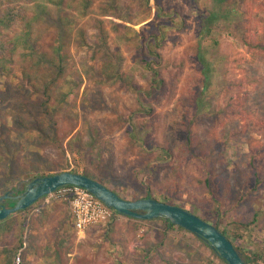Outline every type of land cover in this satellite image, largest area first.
<instances>
[{"label":"rangeland","instance_id":"rangeland-1","mask_svg":"<svg viewBox=\"0 0 264 264\" xmlns=\"http://www.w3.org/2000/svg\"><path fill=\"white\" fill-rule=\"evenodd\" d=\"M70 166L175 194L264 264V0H0V194ZM178 227L116 212L79 233L48 194L0 219V264H227Z\"/></svg>","mask_w":264,"mask_h":264},{"label":"water","instance_id":"water-1","mask_svg":"<svg viewBox=\"0 0 264 264\" xmlns=\"http://www.w3.org/2000/svg\"><path fill=\"white\" fill-rule=\"evenodd\" d=\"M25 182V189L16 196L13 206L0 207V219L5 218L10 213L29 207L36 200L52 193L59 187L75 185L86 189L107 207L122 215L144 220L157 218L169 220L170 223L203 240L227 264H247L230 239L215 225L179 205L160 201L153 197L125 199L98 180L72 171L35 176L25 179ZM6 197H8V192L0 195V201Z\"/></svg>","mask_w":264,"mask_h":264},{"label":"built area","instance_id":"built-area-1","mask_svg":"<svg viewBox=\"0 0 264 264\" xmlns=\"http://www.w3.org/2000/svg\"><path fill=\"white\" fill-rule=\"evenodd\" d=\"M50 195L66 201L72 224L79 233H83L93 225L110 222L116 214L114 209L107 207L92 193L79 186L65 185ZM20 262L21 254L17 253L13 264H20Z\"/></svg>","mask_w":264,"mask_h":264},{"label":"trees","instance_id":"trees-1","mask_svg":"<svg viewBox=\"0 0 264 264\" xmlns=\"http://www.w3.org/2000/svg\"><path fill=\"white\" fill-rule=\"evenodd\" d=\"M154 36V35H152ZM156 39V36L154 37ZM158 55V59L160 58V55ZM141 61L142 63L144 64L145 67L149 68L151 71H152V80H151V85H150V88H149V93L154 91V90H157L158 88L161 87L162 83H163V77L162 75L160 74L159 72V69L158 68H155L154 65H155V62L153 61L152 58L150 57H147L146 55H142L141 56ZM158 61V60H157ZM208 76L205 72H203V80L204 82L207 80ZM61 171H72V172H77L79 173L77 170H75L74 167L70 166L69 168H65V169H60V170H56V171H43L41 173H36L34 171V169H29L27 171H25V175L26 177H35V176H44V175H50V174H53V173H57V172H61ZM82 174H84L82 172ZM99 182H101L100 178H98ZM208 180H206V184H207ZM120 195V194H119ZM121 196V195H120ZM122 197V196H121ZM144 197H153L157 200H160V201H164V202H168V203H171V204H176V205H179L181 206V201L177 198V196H175V194H162V195H159V196H152L151 193H148L146 194ZM124 198V197H123ZM132 199H137V198H132ZM131 200V199H130ZM192 212V211H191ZM118 213V212H117ZM151 220V219H150ZM150 220H147V221H150ZM162 220L167 223V226H170V227H173L174 224L170 223L169 220L165 219V218H162ZM206 220V219H204ZM146 221V220H145ZM208 221V220H206ZM209 222V221H208ZM215 226H217L216 224H214ZM180 229H183L181 227H178ZM222 233H224L226 235V233L221 230ZM232 233H234L232 231ZM227 237L230 239V241L233 243V245L235 246V248L237 250H239V248L237 247V245L233 242L232 238H230L229 235H227ZM239 238V236L237 237V239ZM212 252L218 256V254H216V252L214 250H212ZM242 257L244 258V254L242 252H240ZM221 258V257H220ZM222 259V258H221ZM252 259V258H251ZM244 260L246 261V263L248 264V260H246V258H244Z\"/></svg>","mask_w":264,"mask_h":264},{"label":"flooded vegetation","instance_id":"flooded-vegetation-1","mask_svg":"<svg viewBox=\"0 0 264 264\" xmlns=\"http://www.w3.org/2000/svg\"><path fill=\"white\" fill-rule=\"evenodd\" d=\"M25 186H26L25 179H22V180L17 181L16 184L12 188L6 190L5 192H8V197H6L0 201V207H2V206H5V207L13 206V204L16 200L15 199L16 196L19 195L25 189Z\"/></svg>","mask_w":264,"mask_h":264}]
</instances>
